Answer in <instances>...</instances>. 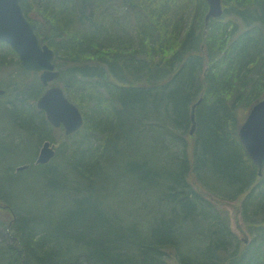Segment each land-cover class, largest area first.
I'll use <instances>...</instances> for the list:
<instances>
[{
	"label": "trees",
	"instance_id": "16d2710c",
	"mask_svg": "<svg viewBox=\"0 0 264 264\" xmlns=\"http://www.w3.org/2000/svg\"><path fill=\"white\" fill-rule=\"evenodd\" d=\"M222 1L223 15L206 25L207 0H21L55 62L64 59L58 79L85 123L63 131L56 157L35 165L40 143L55 141L36 104L46 86L19 78L4 86L11 108L3 106L9 116L0 121L9 117L24 130L22 165H29L4 171L18 183L27 175L32 202L17 205L0 190V212L7 205L15 215H0L13 237L0 245V264H264V168L260 174L239 136L244 114L264 98V0ZM109 2L130 13L134 31L118 18L108 22ZM6 53L18 58L22 77L29 74L0 41V62ZM27 179L42 192L28 189ZM130 179L137 195L123 201L131 210L118 200L122 210L103 209L100 195L126 198L108 184ZM154 193L165 204H155ZM210 196L242 198L248 242Z\"/></svg>",
	"mask_w": 264,
	"mask_h": 264
},
{
	"label": "water",
	"instance_id": "95a60500",
	"mask_svg": "<svg viewBox=\"0 0 264 264\" xmlns=\"http://www.w3.org/2000/svg\"><path fill=\"white\" fill-rule=\"evenodd\" d=\"M209 10L205 16L206 25L211 18L219 17L224 9L222 0H207ZM0 41L10 44L18 53L22 65L30 71H41L40 79L48 85L60 76L54 63L55 52L47 44H42L32 23L25 16L21 0H0ZM3 90H0L2 93ZM198 100L191 110L194 134L197 126L196 108ZM37 106L45 110L47 119L55 126L64 125L66 134L78 131L84 124V116L80 108L64 93V90L53 85L37 101ZM240 139L262 174L264 168V98L256 102L250 109L246 119L239 128ZM56 155L55 145L45 141L37 157L38 164H46ZM19 169H22L19 168ZM248 242V238H244Z\"/></svg>",
	"mask_w": 264,
	"mask_h": 264
},
{
	"label": "rangeland",
	"instance_id": "374dc122",
	"mask_svg": "<svg viewBox=\"0 0 264 264\" xmlns=\"http://www.w3.org/2000/svg\"><path fill=\"white\" fill-rule=\"evenodd\" d=\"M110 3L113 4L111 9H110V5H109ZM109 4L106 3L105 9H104V12L107 11V14L109 16L107 18L108 22H110L109 19L112 20V18H113L116 20L118 18L121 21V23L125 26V28H127L130 32L134 31L135 29H134V25L131 23L130 13H127L126 9L123 8L121 4H120V6L118 4H116V2H109ZM194 10H195V5L191 4L188 12H186V14L184 15V27H187V24H189V22H190L189 20H191ZM32 16H34V14H32ZM5 49H7V48H5ZM6 54L8 55L6 60L3 62H0V69H2L3 64L6 65V67H7V70L5 72H4V70L0 71V83L2 84L0 86L1 87L0 90H3V92L0 93V95H4V96H1V98H0V114H3V113L5 114V112H6V114H7L6 116H9V111H6L5 108H3V106H7L9 108V110L11 108L10 105L6 102L8 99V96L6 95L4 88L5 87H8V88L13 87L14 83H7V82H9L10 80L16 81L19 78L20 81H22V82L25 81L26 85H29L34 80H37V79L40 80V77H39V74L37 72H30L29 71L28 75L26 73H23V77H24V75L27 76L26 79H24L21 76L22 72L20 71L21 70L19 68L20 66L17 63L18 58L17 57L13 58L12 56H10L11 55L10 53H6ZM56 62L60 63L61 67L64 66L62 64V62H64V59H57ZM19 71L21 72V74ZM55 83L58 86H60L61 88L64 87V82L62 81V79L55 80ZM16 85L17 84L15 83V86ZM23 87H24V84H23ZM36 104H37V100H36ZM252 106H251V108H252ZM250 109L244 114L243 121L246 119ZM82 113H83V111H82ZM83 116H84V114H83ZM7 118L10 122L0 121V153L2 152L3 155L5 156L1 162L3 164L0 167V190L2 191V193L5 194V196L7 198H11L12 201H14L17 205H21V206H24V204L31 205L29 203L32 202V198H30V196H25L24 190H26V189L24 187V183L22 182V180H24V176L27 178V175H23L22 178L20 179L21 181L18 183V182L13 181V178L10 174V171H7V170L4 171L5 167L9 168L15 164H18L16 167H18V166H19V168L22 167L21 170L29 167L28 164L22 165V164H24V130H22V127L16 123H14V121H12L9 117H7ZM84 120H85V116H84ZM243 121H242V123H243ZM62 132H63V128L56 129V130L54 129L53 134L55 137V141H53V142L51 141V142L56 147V153H57V148L60 145L59 139L63 135ZM72 140H69L68 143H70ZM43 143L44 142L40 143L38 153H37V155L35 157V161H34L35 165H38L36 160H37V157L39 155V151H40ZM141 152H143V151H141ZM55 157H56V155L50 161H52ZM20 165H22V166H20ZM16 167H15V170L17 169ZM131 181H132V179H130L128 182H126L125 180H118L117 183L115 184L116 187H114V184L109 183L108 184V187H110L109 189L115 188L116 190H119L120 188L123 187V189H124L123 192L124 191L127 192V193H125V192L123 193V196H125L126 198L119 200V199L113 198L112 196L108 197V194H107V196L100 195L99 199L98 198H96V199H98V201L100 200L101 207H103V209H107L109 207H112V210H114V208H115V211H120L122 209H120L119 207L122 205H125L126 209L124 208L123 210L124 211H128V210L130 211L131 210L130 208H132L131 204L128 206L127 201H123V200H126L129 197L134 198L137 195V190L133 187L132 184H129ZM26 182H27V184L31 183L30 184L31 187L28 185V189H31L34 192H39V191L42 192V189H44L42 186V183H40V185L38 184L39 186L34 188V187H32V184L35 182L34 180L29 181L27 179ZM150 192H149V194H150ZM152 195L154 198L156 196H160V198L157 197V200H155V204H160V203L162 204L165 202L164 199L162 198V196H163L162 194L154 193ZM210 198L213 202L216 203V207L214 209L220 214L221 217L227 218L228 226H229L230 230L234 233V235H236L239 238H250L251 237V235H250V233H249V231L246 228V225L244 223L242 214L239 213L240 211L237 209V207L239 208V206L242 207V198L235 199L231 203H219V201L216 198H214V197L212 198L211 196H210ZM117 200H118V203L121 204L120 206L117 205ZM161 200H163V202ZM5 208H7L9 210L7 212L1 211L0 215H2L4 218H7L8 220H12V219L14 220L15 215L13 214L12 209L8 208L7 206ZM126 215L129 218H134L135 216L138 217L137 214L134 215V213H131V212L129 215L128 214H126ZM141 217H142V215H141ZM6 227H7L6 230L3 229L2 227H0V245L2 243L10 245L13 242V239H12L13 237H12L10 228H8V225H6ZM170 262L172 264H176L172 258H170Z\"/></svg>",
	"mask_w": 264,
	"mask_h": 264
},
{
	"label": "flooded vegetation",
	"instance_id": "af4514ba",
	"mask_svg": "<svg viewBox=\"0 0 264 264\" xmlns=\"http://www.w3.org/2000/svg\"><path fill=\"white\" fill-rule=\"evenodd\" d=\"M60 128H63V127H60ZM7 206V205H6ZM8 207V206H7Z\"/></svg>",
	"mask_w": 264,
	"mask_h": 264
},
{
	"label": "bare ground",
	"instance_id": "6f19581e",
	"mask_svg": "<svg viewBox=\"0 0 264 264\" xmlns=\"http://www.w3.org/2000/svg\"><path fill=\"white\" fill-rule=\"evenodd\" d=\"M19 168V167H18Z\"/></svg>",
	"mask_w": 264,
	"mask_h": 264
}]
</instances>
